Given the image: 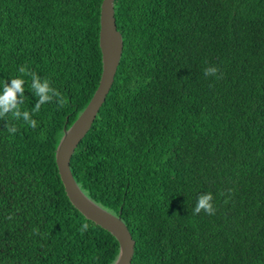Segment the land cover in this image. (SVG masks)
I'll return each instance as SVG.
<instances>
[{
  "label": "trees",
  "instance_id": "trees-1",
  "mask_svg": "<svg viewBox=\"0 0 264 264\" xmlns=\"http://www.w3.org/2000/svg\"><path fill=\"white\" fill-rule=\"evenodd\" d=\"M101 1L0 0V91L23 78L21 111L31 113L38 97L19 72L26 66L67 100L32 113L35 129L11 114L0 120V264L118 256L115 237L69 201L55 161L100 79ZM113 7L122 53L70 158L74 180L120 215L134 239L129 264H264V0ZM210 65L221 78L204 76ZM208 192L216 213L193 215Z\"/></svg>",
  "mask_w": 264,
  "mask_h": 264
},
{
  "label": "water",
  "instance_id": "water-1",
  "mask_svg": "<svg viewBox=\"0 0 264 264\" xmlns=\"http://www.w3.org/2000/svg\"><path fill=\"white\" fill-rule=\"evenodd\" d=\"M99 47L102 70L98 85L89 102L68 127L55 150L59 177L71 204L88 220L110 232L119 244L113 264H129L134 251V239L120 215H115L89 199L79 188L70 171V158L82 140L112 85L122 53V36L116 28L113 0H102L99 16Z\"/></svg>",
  "mask_w": 264,
  "mask_h": 264
},
{
  "label": "clouds",
  "instance_id": "clouds-1",
  "mask_svg": "<svg viewBox=\"0 0 264 264\" xmlns=\"http://www.w3.org/2000/svg\"><path fill=\"white\" fill-rule=\"evenodd\" d=\"M19 72L22 76H30L31 83L30 89L35 97H38L35 105L33 106L31 113L27 110L21 111V105L24 103V92H25V80L23 78L17 77L12 78L10 82L5 81L3 84V89L0 91V120L11 114L14 119H23L32 129L38 126L35 119L32 118V113H38L41 106L56 100L59 107H64L67 103L66 98L54 87L48 79H41L36 73L31 72L26 66H21ZM204 76L207 78L209 76L215 77L216 79L221 78L222 73L220 69L215 65H210L204 69ZM5 127L9 133H15L17 128L15 125H10L7 122ZM193 215L199 214L201 211L207 213L208 215H214L216 213V208L213 204V195L211 192L202 193L197 197V202L193 208ZM11 219V216H9ZM89 228L88 223H82L79 231L81 234L86 232ZM34 234H39V229H33Z\"/></svg>",
  "mask_w": 264,
  "mask_h": 264
}]
</instances>
